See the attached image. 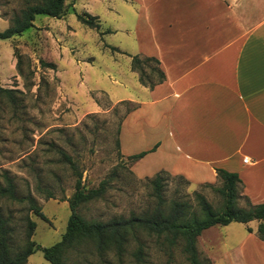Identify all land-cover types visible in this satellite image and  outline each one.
Returning a JSON list of instances; mask_svg holds the SVG:
<instances>
[{"label":"crops","instance_id":"obj_1","mask_svg":"<svg viewBox=\"0 0 264 264\" xmlns=\"http://www.w3.org/2000/svg\"><path fill=\"white\" fill-rule=\"evenodd\" d=\"M117 3L126 4L132 17L88 11L97 18L101 36L119 35L123 44L100 46L110 53L111 63H103L104 74L95 84L94 58L81 68L64 47L54 61L64 93L74 100L76 92L102 91L111 103L130 104L118 143L125 159L145 152L131 166L136 177L165 172L198 185L215 184L216 170L223 169L238 175L242 200L263 203L264 0H104L105 11H116ZM128 54L157 59L163 82L153 88L142 85ZM88 105L97 107L96 101ZM241 224L247 231L229 260L264 264L259 222Z\"/></svg>","mask_w":264,"mask_h":264},{"label":"rangeland","instance_id":"obj_2","mask_svg":"<svg viewBox=\"0 0 264 264\" xmlns=\"http://www.w3.org/2000/svg\"><path fill=\"white\" fill-rule=\"evenodd\" d=\"M122 5L117 3L116 11L107 12L104 0L94 5L89 0H65V12L60 18L37 14L33 28L9 39H0V85L12 90L11 97H0V188L7 185L6 177H9L16 196V199L0 197V215L8 220L13 252L23 245L28 218L36 223L31 236L34 242L48 247L60 240L70 214L67 199L74 192L77 173H81L84 190L96 188L100 181L110 177L102 197L80 206L79 213L87 220L127 217L132 212L148 211L156 203L150 181L134 175L133 163L121 156L117 145L121 118L130 104L111 103L102 91L83 95L76 92L74 100L68 98L59 85L54 63L64 47L68 48L70 56H77L81 68L85 63L91 64L94 58L91 83L95 84L97 76L104 74L103 63H111L110 53L100 46L108 42L122 45L123 42L119 35L101 36L99 29L83 25L76 13H89L91 8V12L100 17H132L126 4ZM24 6V0H0V31L9 26L10 20L19 15ZM154 66L151 61L144 65L151 80L156 78V73L151 71ZM81 68L78 87L83 82ZM100 86L103 89L104 81ZM95 101L97 107L93 110L88 103ZM62 153L71 158L76 171ZM221 184L218 180L215 184L198 185L164 175L162 194L166 205L177 199L188 202L191 209L197 211L198 192L217 208L222 197L215 189ZM29 198L40 206L48 221L29 208ZM238 204L246 205L241 196ZM246 231L241 223L205 229L197 239L200 259L203 262L208 259L213 264H232L229 253ZM139 246L142 254L137 260L133 254ZM41 252L40 249L32 252L26 264H50ZM66 264L188 262L180 243L170 246L163 237L138 233L135 238H129L120 257L114 251L98 254L91 244H83L69 252Z\"/></svg>","mask_w":264,"mask_h":264},{"label":"trees","instance_id":"obj_3","mask_svg":"<svg viewBox=\"0 0 264 264\" xmlns=\"http://www.w3.org/2000/svg\"><path fill=\"white\" fill-rule=\"evenodd\" d=\"M24 3L25 6L19 15L14 16L10 20L9 26L0 31V39H9L22 34L23 31L33 26L37 14L60 18L65 12V0H24ZM76 17L83 25L95 29L99 28L97 18L89 13H76ZM107 47L113 52L123 53L115 47ZM128 56L131 58L130 68L138 74V80L142 85L153 88L163 82L165 76L157 59L129 54ZM149 61L155 64L154 68L151 69L156 73L154 80L149 78L144 69V65ZM19 64L20 57L16 63L18 70ZM46 66L54 67L51 64ZM11 95L12 90L5 89L0 85V97H11ZM129 110L130 107L126 112ZM117 145L119 147L118 139ZM62 154L71 168L76 171V166L71 158L65 153ZM144 154L145 152H141L129 156L127 160L133 163ZM216 172L217 178L222 183L220 187L215 189L222 197V202L217 208L212 207L198 192L196 193L197 211L192 210L188 202L177 199H172L166 205L162 190H164V175L165 177L170 175L160 172L148 179L156 199L155 205L150 210L139 214L132 212L127 217L119 216L107 221L87 220L79 213V208L85 203L102 197L106 192L110 177L100 181L96 188L84 190L81 173H77L74 192L67 199L70 214L66 220L65 231L60 240L51 246H41L31 239L36 223L28 218L23 245L20 250L13 252L9 244L8 220L0 215V264H26L32 252L39 249L42 250L41 253L50 264H66L69 252L83 244H91L98 254L114 251L115 255L120 257L129 238H135L138 233H145L157 238L163 237V240L170 246L180 243L188 264H213L208 259L203 262L204 260L200 259L197 250V239L205 229L215 225L225 226L231 222L247 223L257 220L259 222L256 231L257 236L259 239H264V202L256 205L248 202L245 206H240L238 200L241 196V180L238 175L223 169H217ZM175 177L186 181L181 176ZM6 182L7 185L0 188V197L7 196L10 199H16L12 180L6 177ZM29 202V208L39 218L48 221L40 206L32 198H29ZM248 231L251 229L248 228ZM141 254L142 248L139 246L133 255L139 260Z\"/></svg>","mask_w":264,"mask_h":264},{"label":"built area","instance_id":"obj_4","mask_svg":"<svg viewBox=\"0 0 264 264\" xmlns=\"http://www.w3.org/2000/svg\"><path fill=\"white\" fill-rule=\"evenodd\" d=\"M244 161H245V162L247 161V158H246V157L244 158Z\"/></svg>","mask_w":264,"mask_h":264}]
</instances>
